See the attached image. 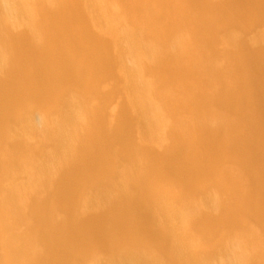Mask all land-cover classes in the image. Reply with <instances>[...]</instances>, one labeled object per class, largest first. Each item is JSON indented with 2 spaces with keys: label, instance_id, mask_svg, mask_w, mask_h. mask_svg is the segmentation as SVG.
Returning a JSON list of instances; mask_svg holds the SVG:
<instances>
[{
  "label": "bare ground",
  "instance_id": "bare-ground-1",
  "mask_svg": "<svg viewBox=\"0 0 264 264\" xmlns=\"http://www.w3.org/2000/svg\"><path fill=\"white\" fill-rule=\"evenodd\" d=\"M0 264H264V0H0Z\"/></svg>",
  "mask_w": 264,
  "mask_h": 264
}]
</instances>
